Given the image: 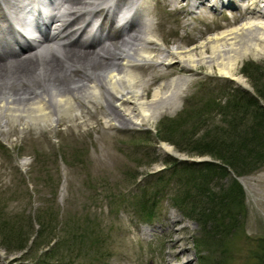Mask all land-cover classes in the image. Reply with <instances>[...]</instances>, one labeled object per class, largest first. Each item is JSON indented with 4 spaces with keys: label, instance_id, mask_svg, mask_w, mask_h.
Instances as JSON below:
<instances>
[{
    "label": "rangeland",
    "instance_id": "374dc122",
    "mask_svg": "<svg viewBox=\"0 0 264 264\" xmlns=\"http://www.w3.org/2000/svg\"><path fill=\"white\" fill-rule=\"evenodd\" d=\"M175 3L160 0L154 6L155 34L166 48L176 44L186 48L201 45L210 36L241 24L233 4L213 9L211 0H205L200 5L207 9L204 16L200 8L189 12L185 0ZM105 22L108 24L109 19ZM83 44L86 41L78 37L72 45L82 48ZM254 48L244 54L230 52L236 58L234 74L242 78L244 84L240 83L251 92V79L242 71L245 64H255L252 67L258 66L260 75L264 73V48ZM239 50L242 52V47ZM209 53H205V59ZM219 61L202 62L182 75L191 80L179 103L168 101L166 107L145 122H130L126 128H106V140L100 130L107 119L100 111L102 103L76 102L79 108L74 113L81 111L84 117L90 110L96 113L95 120L86 125L76 124L82 118L59 117L55 121L53 116L34 124L0 116V217L21 231L27 229L28 222L32 223L25 249L9 251L0 234V264H41L37 262L38 255L49 247L57 253L51 259L45 257L42 264H183L186 255L192 259L191 264H201L202 257L210 264L220 260L223 264H259L262 256H258L256 249L259 239H264V165L238 175L244 190L245 214L234 233L220 240L221 245L195 244L204 231L196 220L172 206L169 196L176 191L174 179L161 191L164 196L155 203L152 218L146 219L136 206L141 189L152 192L158 183L155 176L163 169L164 175H168L172 167L168 163L170 158H209L188 154L167 140H158L157 130L165 125V118L177 115L188 132H193L190 137L203 135L201 125L193 127L200 117H208L206 127L213 124L209 113H217L207 112L209 98L221 95L229 86L241 85L222 74ZM4 66L10 67L8 63ZM154 86L157 83L151 88ZM224 106L222 103L220 107ZM2 120H7L6 126ZM163 147H170L173 153ZM156 171L157 175H146ZM41 175L46 176L45 180H41ZM232 176L230 172L218 183H227ZM38 214L50 217L51 225H55L48 245L36 244ZM180 247L188 250L181 252Z\"/></svg>",
    "mask_w": 264,
    "mask_h": 264
},
{
    "label": "bare ground",
    "instance_id": "6f19581e",
    "mask_svg": "<svg viewBox=\"0 0 264 264\" xmlns=\"http://www.w3.org/2000/svg\"><path fill=\"white\" fill-rule=\"evenodd\" d=\"M112 1L60 0L49 17V22L54 23L52 31L49 34L41 31V36L16 37L13 27L0 26V44L24 54L0 55L1 118L34 124L45 122L53 116H56L55 121L59 117L72 120L82 118L76 124L86 125L95 120L96 113L90 110L85 112V117L81 111L74 113L76 102L102 103L100 111L107 119L100 130L106 140V128L116 125L126 128L130 122H145L166 107L168 101L179 103L182 91L191 80L182 75L187 71L192 72L202 62L220 59L222 74L244 84L242 78L233 72L236 58L230 52L244 54L247 50L255 49L254 46L264 48V0H227V4H235L240 26L222 30L201 45L190 48L181 44L171 48L161 46L155 34L156 25L152 19L155 10L151 0L122 3L119 9L128 5L133 8L132 5L138 2L141 17L134 20L126 12L120 15V24L113 27L112 22L119 19L116 13L119 5ZM167 1L176 5L177 0ZM194 2L185 0L189 10L192 8L190 5L198 7L203 3L202 0ZM211 5L217 7V2H211ZM5 8L8 5L1 7L4 20ZM84 15V20H79ZM95 15L102 17L96 29L102 32L98 41L83 44L82 48L73 47L78 33L84 31V24L87 29L88 20ZM106 18L110 19V25L104 32L102 25ZM94 33L91 30L87 36ZM7 36L12 37L11 43ZM198 46L200 49H196ZM239 47H242V52ZM207 51L210 53L205 59ZM7 63L10 67L4 66ZM173 74L179 75L173 77ZM154 83L157 86L151 88ZM7 123V120H2L3 126ZM163 149L173 153L170 147ZM187 250L180 247L181 252ZM191 262L192 259L186 255L183 264Z\"/></svg>",
    "mask_w": 264,
    "mask_h": 264
},
{
    "label": "trees",
    "instance_id": "16d2710c",
    "mask_svg": "<svg viewBox=\"0 0 264 264\" xmlns=\"http://www.w3.org/2000/svg\"><path fill=\"white\" fill-rule=\"evenodd\" d=\"M254 65L245 64L242 70L251 79L253 92L239 86H229L221 95L209 98L207 112L217 113H209L213 124L206 127L208 117H200L199 121L193 123H198L193 127L201 125L203 135L190 137L193 132H188L186 125L178 119L179 115L165 118V125L157 130L158 139L167 140L188 154L207 155L210 160L170 158L168 163L172 167L168 175L162 172L165 169L162 173L156 171L146 174L153 176L159 173L155 176L157 188L150 193L141 189L136 206L146 219L152 218L155 215V203L164 196L161 191L174 179L176 191L169 196L172 206L196 220L201 231H204L203 237L197 239L195 244L221 245L220 240L226 234L234 233L245 214L244 190L235 176L251 173L264 165V73L260 75L258 66L252 67ZM222 103L225 105L223 109L220 107ZM230 172L233 176L227 183H218ZM41 180H45L42 175ZM36 220L39 223L36 244L48 245L55 234V225H51L50 217L46 219L40 214ZM31 227L32 223L28 222L27 229L21 231L15 229L12 223L8 225L6 218L1 220L0 217V234L5 248L9 251L25 249L27 230ZM259 240L256 250L258 256H262L259 264H264V239ZM56 253L53 247L44 249L38 255L37 262L42 264L46 262L45 257L51 259ZM212 263L223 264L221 260ZM201 264L210 262L202 257Z\"/></svg>",
    "mask_w": 264,
    "mask_h": 264
}]
</instances>
